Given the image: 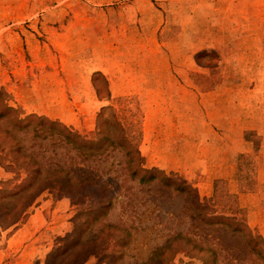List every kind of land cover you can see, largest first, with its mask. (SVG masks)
Listing matches in <instances>:
<instances>
[{
	"label": "rangeland",
	"instance_id": "1",
	"mask_svg": "<svg viewBox=\"0 0 264 264\" xmlns=\"http://www.w3.org/2000/svg\"><path fill=\"white\" fill-rule=\"evenodd\" d=\"M246 1L0 0V87L7 78L12 105L61 120L92 139L100 109L112 106L146 167L178 174L213 212L248 223L251 202L264 199V169L250 167L252 160L236 169L217 166L215 129L229 126V119L217 117L214 108L228 103L231 80L240 92L248 90L249 96H238L244 105L246 97L252 103L248 114L261 112L262 0ZM251 83L257 85L252 91L246 89ZM246 110L239 103L238 129L260 127L257 118L246 122ZM237 139L256 144L250 132ZM105 158L103 170L123 156L111 151ZM222 171L227 178L219 177ZM14 176L0 154V188ZM126 184L133 186L136 212L122 198L104 219L137 227L123 264L147 261L177 233L193 238L199 255L218 247L219 264H261L241 236L196 222L184 195L158 182ZM84 208L82 201L45 193L17 226H0V264H46ZM20 228L25 234L14 236ZM190 253L197 250L178 251L170 264L202 263ZM60 260L49 258L50 264ZM83 264L106 263L92 255Z\"/></svg>",
	"mask_w": 264,
	"mask_h": 264
},
{
	"label": "trees",
	"instance_id": "2",
	"mask_svg": "<svg viewBox=\"0 0 264 264\" xmlns=\"http://www.w3.org/2000/svg\"><path fill=\"white\" fill-rule=\"evenodd\" d=\"M106 83L108 85L107 80ZM111 151L119 152L123 158L103 170L101 164ZM0 154L3 166L15 174L0 188L1 228L17 226L47 192L70 197L76 203L82 201L85 205L76 216L75 230L60 239V246L48 255L46 264H50L52 257L61 259L58 264H83L92 255L106 264L124 263L125 249L137 227L124 225L125 221L114 223L104 222V219L122 198L127 199L126 207L129 206L133 214L136 212L138 204L135 194L132 195L133 186L126 184L129 179L140 185L158 182L184 195L196 222L208 227H223L241 236L252 255L264 264V236L244 220L213 212L202 200L199 190L178 174L146 167L144 156L127 135L112 106L100 109L96 137L92 139L61 120L27 113L12 105L9 92L0 87ZM122 173L129 179L122 178ZM99 223L101 227L94 231ZM182 240L195 248L186 247ZM70 249L72 253L68 252ZM192 249L197 253L190 254L199 258L201 264H219L221 260L218 247L208 248L199 255L202 248L198 243L177 233L140 264H170L178 251L191 252ZM166 253L168 255L158 261V256Z\"/></svg>",
	"mask_w": 264,
	"mask_h": 264
},
{
	"label": "crops",
	"instance_id": "3",
	"mask_svg": "<svg viewBox=\"0 0 264 264\" xmlns=\"http://www.w3.org/2000/svg\"><path fill=\"white\" fill-rule=\"evenodd\" d=\"M254 5L256 0H252ZM251 1V2H252ZM247 4H251L250 0L246 1ZM261 8H262V19H264V0L261 2ZM246 19H250L249 17H246ZM264 74V72H263ZM5 75V74H4ZM6 76V75H5ZM7 79V78H6ZM5 79L4 86L7 90H9V85H7V81ZM229 83L232 84L233 92L229 96L228 103L223 104L224 108L218 111V105H215L214 108L215 114H217V117L224 119H229V126H219L216 127L215 131L217 135L219 136V146L218 144H215L217 146V149L215 151V160H217V166L221 169H236L240 166H243V161H250L252 160L254 163L249 164V166L258 167L264 169V76L261 81L262 85V104H261V112L254 113V110H252L251 113L249 112V105L252 103L248 101V98L246 97L245 105L243 101L239 102V94L243 95L244 93H247L248 90L245 91H239V82L237 81H229ZM247 87L246 89L253 90L256 87L252 86ZM235 87V88H234ZM253 88V89H252ZM242 98V97H241ZM242 105L247 110L246 112V122H250L254 120L255 118L260 120V127H249L246 126L245 128L238 129V105ZM217 126V125H216ZM250 132L253 133V136H255L256 144L253 143L252 140L244 139L243 141H238V136H247V134ZM252 141V142H251ZM244 142V143H243ZM256 162V163H255ZM248 165V164H246ZM221 178H227L228 176L224 171L220 173ZM230 181H232L230 179ZM205 195H208V193H205ZM252 204L249 206V222L248 224L256 231L261 233L264 236V199L261 201L253 200L251 202ZM26 229L20 228L18 229L14 236H20L22 234H25Z\"/></svg>",
	"mask_w": 264,
	"mask_h": 264
}]
</instances>
